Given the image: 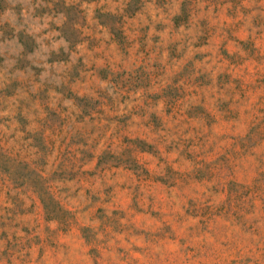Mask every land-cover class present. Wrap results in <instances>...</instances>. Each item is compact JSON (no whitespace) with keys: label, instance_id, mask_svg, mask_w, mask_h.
Returning <instances> with one entry per match:
<instances>
[{"label":"rangeland","instance_id":"374dc122","mask_svg":"<svg viewBox=\"0 0 264 264\" xmlns=\"http://www.w3.org/2000/svg\"><path fill=\"white\" fill-rule=\"evenodd\" d=\"M0 264H264V0H0Z\"/></svg>","mask_w":264,"mask_h":264}]
</instances>
